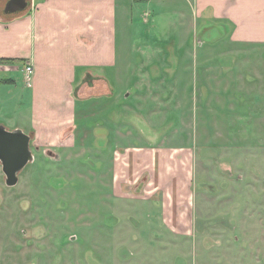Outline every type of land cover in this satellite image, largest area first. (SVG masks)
Here are the masks:
<instances>
[{"label":"rangeland","instance_id":"374dc122","mask_svg":"<svg viewBox=\"0 0 264 264\" xmlns=\"http://www.w3.org/2000/svg\"><path fill=\"white\" fill-rule=\"evenodd\" d=\"M141 3L116 19L117 98L77 101L71 139L30 141L16 185H5L0 164V264H264V49L231 43L214 21ZM16 78L0 84L9 104L0 125L28 134L29 91ZM133 145L194 149L189 229L164 226L159 198L141 188L113 192V154Z\"/></svg>","mask_w":264,"mask_h":264},{"label":"crops","instance_id":"0c3cea01","mask_svg":"<svg viewBox=\"0 0 264 264\" xmlns=\"http://www.w3.org/2000/svg\"><path fill=\"white\" fill-rule=\"evenodd\" d=\"M2 1L0 84L15 83L21 73L29 91L31 142L53 145L61 139L66 141V137L71 139L77 128V101L85 100L89 106L92 101L118 96L109 90L110 70L117 66L116 19L119 13L128 19L126 4L131 0H27L25 10L13 13L4 12ZM132 1L137 8L143 1L153 4L171 12L173 18L188 14L194 21H214L231 43L264 49V0ZM151 13L144 10L142 21L147 23ZM28 66L30 72L26 71ZM254 72L250 71L257 77ZM99 85L106 93L103 98L87 94ZM23 96L18 98L19 112ZM6 99L0 87V110L9 105ZM125 147L132 153L113 154V192L128 195L127 188H141V197L159 198V217L164 226L174 231L189 229L193 223L192 182L198 164L194 149L190 145ZM145 176H149L147 181ZM149 183H153V189L146 188Z\"/></svg>","mask_w":264,"mask_h":264},{"label":"water","instance_id":"95a60500","mask_svg":"<svg viewBox=\"0 0 264 264\" xmlns=\"http://www.w3.org/2000/svg\"><path fill=\"white\" fill-rule=\"evenodd\" d=\"M27 0H7L5 13L25 10ZM31 136L19 128L8 130L0 125V164L5 185L12 187L18 182L20 171L33 160L30 149Z\"/></svg>","mask_w":264,"mask_h":264},{"label":"built area","instance_id":"2783aa9c","mask_svg":"<svg viewBox=\"0 0 264 264\" xmlns=\"http://www.w3.org/2000/svg\"><path fill=\"white\" fill-rule=\"evenodd\" d=\"M32 69H31V67L30 66H28L27 68H26V71L27 72H30Z\"/></svg>","mask_w":264,"mask_h":264},{"label":"flooded vegetation","instance_id":"af4514ba","mask_svg":"<svg viewBox=\"0 0 264 264\" xmlns=\"http://www.w3.org/2000/svg\"><path fill=\"white\" fill-rule=\"evenodd\" d=\"M6 2H7V1H6ZM6 2H5V3H6ZM4 5H5V4H4Z\"/></svg>","mask_w":264,"mask_h":264},{"label":"trees","instance_id":"16d2710c","mask_svg":"<svg viewBox=\"0 0 264 264\" xmlns=\"http://www.w3.org/2000/svg\"><path fill=\"white\" fill-rule=\"evenodd\" d=\"M5 61V60H4Z\"/></svg>","mask_w":264,"mask_h":264}]
</instances>
